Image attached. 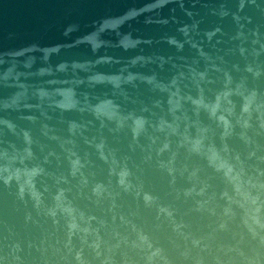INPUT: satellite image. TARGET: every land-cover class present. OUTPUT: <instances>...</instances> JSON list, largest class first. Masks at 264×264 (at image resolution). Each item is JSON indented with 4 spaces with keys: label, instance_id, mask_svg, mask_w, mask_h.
<instances>
[{
    "label": "water",
    "instance_id": "95a60500",
    "mask_svg": "<svg viewBox=\"0 0 264 264\" xmlns=\"http://www.w3.org/2000/svg\"><path fill=\"white\" fill-rule=\"evenodd\" d=\"M185 116L255 204L155 127ZM140 233L167 264H264V0H0V264H148Z\"/></svg>",
    "mask_w": 264,
    "mask_h": 264
},
{
    "label": "clouds",
    "instance_id": "9594fccd",
    "mask_svg": "<svg viewBox=\"0 0 264 264\" xmlns=\"http://www.w3.org/2000/svg\"><path fill=\"white\" fill-rule=\"evenodd\" d=\"M224 96H227L228 93H223ZM219 100V96L216 97V101ZM190 102L192 105L196 106V108L203 107L205 110H207L209 118L216 117V119L220 122H223L224 126L227 127L228 121L226 120L224 115H218L217 116V109L219 107V104L217 102H212L211 104L205 102L202 98H190ZM182 105L180 103V100H178L175 104H173L170 107V111H176L181 109ZM244 110L247 111V105H244ZM145 120L142 121V123L139 126L135 125L133 127V133L135 135H138L139 132L144 129L145 126ZM247 123V122H245ZM155 127L159 130H163L165 127L169 128L171 130V134L178 136V145L180 147L186 148V150L190 153H195L197 155H201L208 163L210 167L213 168L214 171L220 173L223 177V179L232 185L234 191L239 196L243 197L245 200L251 199L252 203H256V197H250L249 193L247 191L242 190V185L245 183H250V180H244V168L242 166V161H240L239 156H235L234 158H229V148L226 143H223L221 147H217V145L210 140L206 142V137L201 135L202 133L207 132L206 126H202L199 121H189L188 117L185 116V124L182 130L178 128V126H174L171 123L166 122L165 120L161 119L158 124L155 125ZM194 130V131H193ZM223 139V137H222ZM169 148V143L166 141L163 143V146L158 151H163L164 149ZM214 156L215 161L210 162V157ZM175 158V153H173L172 159ZM5 159L8 163V167H3V172L5 175L4 177H8L7 183L15 179L19 185H22L20 187V193L23 194L25 191V187H27L31 195L36 199L37 203L40 202V193L35 190L34 188V178L40 173V169L38 168H21V167H14L11 166V164L8 162H16L17 155L13 154L12 156H8L7 153L5 154ZM233 159L236 161L237 164H240L241 166L239 168L236 167V164L233 163ZM172 160L170 159L168 164L170 165ZM219 165V166H218ZM161 166H164V162H161ZM168 172L171 174L174 169L172 167H167ZM196 171L193 170L189 175L191 177L196 176ZM94 192L97 191L96 188L93 189ZM192 189H187L185 191V195L190 194ZM201 192H203V188L200 189ZM222 196L227 197L229 200L232 199L231 196H229L228 192L221 193ZM58 199V197H57ZM155 197H149L146 196L144 198L145 204H150L154 201ZM199 203V202H198ZM239 203V201H237ZM241 207L243 205L241 204ZM52 215H55V212L52 210H49ZM159 211L166 214L167 216H172V211L168 209L167 207H160ZM227 212L228 209H225ZM255 212L259 211V207L254 209ZM253 219H256L255 216ZM258 222V221H257ZM221 227H224L223 224L220 225ZM70 227L74 228L75 224H71ZM174 227H178L174 226ZM138 239L142 244H146L147 247L150 249V252L148 254L147 260L148 264H153V259L155 257H160V259L164 262V264H167V259L161 255L162 249L159 247H153L152 243L149 241L147 235L140 233L138 235ZM195 243V241H193ZM77 257L79 258V253H77Z\"/></svg>",
    "mask_w": 264,
    "mask_h": 264
}]
</instances>
